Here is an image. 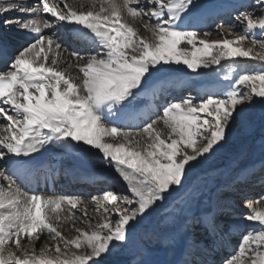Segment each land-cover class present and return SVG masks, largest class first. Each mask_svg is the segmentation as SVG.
Returning <instances> with one entry per match:
<instances>
[{"label": "snow or ice", "instance_id": "snow-or-ice-1", "mask_svg": "<svg viewBox=\"0 0 264 264\" xmlns=\"http://www.w3.org/2000/svg\"><path fill=\"white\" fill-rule=\"evenodd\" d=\"M257 3L259 15L236 16L243 32L225 35L221 25L223 38L217 40L180 29L197 7L194 0H146L147 6L140 0H90L79 8L67 0H39L29 7L24 0L0 7V14L15 10L26 17L17 26L34 37L0 73V103L7 106H0V120L6 121L0 124V161L15 166L21 162L13 157L39 153L45 145L82 142L103 153L130 193L93 197V212L100 217L93 222L81 197L30 193L17 184L15 172L0 170V264H104L101 257L127 240L133 222L183 186L193 162H202L226 141L229 126L244 111L238 106L254 98L264 103V67L240 72L221 95L168 103L140 131L125 130L106 116L119 120L131 110L158 74L170 70L164 65L183 64L196 72L238 58L264 62V40L249 38L257 29L264 35V0ZM125 17L138 21L151 39ZM65 24L87 30L96 45L89 55L70 53L74 63L67 69L74 67L75 76L59 67L62 44L45 34ZM245 206L246 219L260 227L241 237L225 264H264V196ZM78 220L85 227L77 226ZM65 223L74 232L71 238L61 231ZM209 225L215 230L214 220Z\"/></svg>", "mask_w": 264, "mask_h": 264}, {"label": "rangeland", "instance_id": "rangeland-1", "mask_svg": "<svg viewBox=\"0 0 264 264\" xmlns=\"http://www.w3.org/2000/svg\"><path fill=\"white\" fill-rule=\"evenodd\" d=\"M194 2L197 4V7L193 12L198 9L195 13L196 15L208 12L207 9L211 5H225L231 2L240 4L241 7L238 8L241 12L249 11L253 12L254 15H259L257 0H194ZM140 4L147 6L146 0H140ZM237 15H227L224 16L223 19H220L218 23L213 25V30L209 32L212 33L210 37H204L203 33L197 31L200 34V38L217 40L218 38L215 34L219 32L218 29L221 25H223V31L227 33L229 31L243 32V25L236 20ZM196 20L190 22L188 18L185 19L183 29L194 31ZM226 21L228 23H226ZM152 23L155 22L152 21ZM249 38L264 40V35H261L260 30L257 29L255 32L249 33ZM180 47L184 48L186 45L182 44ZM188 47L190 49V46ZM164 67L170 70L159 73L152 87L158 86L164 91L159 97L162 100V106L159 111H157L154 119L162 115L163 107L170 102H178L187 98H192L195 102H199L201 99L206 98L208 94H211L210 92L214 89H217V95H221L231 85L232 80L237 74L242 71H260L262 67H264V62L247 58H238L235 62L221 61V65L199 68L196 72H192L183 64H169L164 65ZM225 75H228L229 79H224ZM184 83H187V87L191 88L193 87L191 85H195L198 89L194 91V87L189 90L183 88L182 91H185L187 94L181 99H176L174 95L180 90L177 86ZM199 91H202V93ZM139 100L141 99H137L135 104H139ZM240 108L246 109L247 115L244 116L243 121H238V119H240L238 118L236 122L231 125L234 127L235 132L232 134L227 133L226 141L222 142V146H217L216 150L208 154L207 158H201L202 162L195 163V167H192L187 173L183 186L172 191L170 195L166 193L165 196L167 199L158 201L157 204L159 206H154L155 211H152L151 214H146V216L138 222L139 227L130 228L127 240L122 244H118L117 247L111 250L110 254L103 256L104 259H107L104 260V263L175 264L183 252L184 237H187L185 243H189L190 241L202 242L209 238V232L207 228L205 229V226L202 227L201 222L203 220L201 217L205 216V213L208 212V216L213 217V220L217 221L215 224H219L223 232L229 223H235L230 224L229 227L235 226L238 230L235 234H231L228 239L230 243H234L235 245L234 252L243 235L253 230H258V228L255 227L256 223L246 222L245 225H241V227H245L237 234L241 228L238 225H240V222H244L249 210V208L245 206L247 202L246 199L255 201L261 196H264V188L259 189L257 193L255 191L250 193L247 192L251 190L250 188H247L244 193L242 191L239 193L235 190L236 193L239 194L238 196L237 194L234 196V193L228 191V188L230 182L238 180L245 172L252 171L259 167L264 160V103L260 101V98H254L252 103H245L244 105L238 106V109ZM158 126L162 127V125ZM141 129L142 128H136L133 129V131L136 132ZM243 147L246 149L242 156H237L235 160V156L238 155V152L242 151ZM87 153L90 154L88 151ZM78 162H80L85 169L91 172L94 171V174L96 173V175L104 177L109 175L110 168L112 169L111 171H115L114 165L103 157L100 159L86 158V162L83 160ZM59 165H62L61 167L68 173H72L70 171L72 169L70 168L75 166L76 162L73 159H69L63 164L60 162ZM107 166L110 168L108 169ZM0 170L5 169L0 167ZM115 173L117 172L115 171ZM120 180L122 179L120 178ZM120 180L117 179V187H114L115 190L109 189L107 191H100L98 193L86 194L85 196L79 197L88 203H93V197H101L105 192L130 195V193H127L125 190L126 185L124 188V184L120 182ZM241 181L243 180L241 179ZM233 184L234 183H232V185ZM119 187L122 189L120 190ZM240 187L246 188L248 186ZM236 188L237 187H235V189ZM176 194L178 195L175 196ZM246 194H249V196ZM241 195L244 196L242 197ZM232 207L234 208L232 211L234 214L232 216L229 214L228 217L225 216L227 215L226 213H228L227 211H231ZM253 207H256V204H253ZM77 215H80L79 211H77ZM88 215L92 218L93 222L100 218L99 215L94 214L93 210H88ZM81 226L85 227L84 224H81ZM69 229L70 232L74 234L72 229ZM41 240H45V237L41 238ZM208 240L209 239H207V241ZM39 246V243H37V247ZM234 252H232V254ZM173 254L177 256L176 259L173 258ZM213 256L216 258V255ZM227 259H217V261L209 263L225 264Z\"/></svg>", "mask_w": 264, "mask_h": 264}, {"label": "bare ground", "instance_id": "bare-ground-1", "mask_svg": "<svg viewBox=\"0 0 264 264\" xmlns=\"http://www.w3.org/2000/svg\"><path fill=\"white\" fill-rule=\"evenodd\" d=\"M23 2L24 0H0V7L9 6V5L14 6L17 4H21ZM38 2L39 0H26L27 6L29 7L37 5ZM67 2L72 7L79 8L81 4L87 5L88 3H90V0H67ZM231 3L225 4V5H211L207 9L208 12L199 14V15L195 14L198 11L197 9L195 12H193V15L188 17V20L190 22L197 19L196 25L193 30L196 32L197 31L201 32V33L210 32L213 30V25L218 23L220 19H223L224 16H227V15L234 16V15L239 14L241 12V10L238 8V7H241L240 4H236L234 2H231ZM231 5H234V6H231ZM35 15L36 14H33V16ZM185 16H187V14H185ZM21 18H26V17H21V14L15 10H10L7 13L0 14V39L4 46L13 47L15 56L19 53V51H21L23 48L27 47L31 43L26 40V36L28 34L30 35V33L27 31L20 30L17 26L16 21ZM48 18L52 19L51 17H48ZM7 19L13 20V23L6 25L4 21ZM125 19H127L128 22L133 25V27H136L139 29V35L144 36L148 39H151V34L145 31L138 21L134 22L131 20L130 17H125ZM227 21L226 23H228ZM184 22L185 20L179 26L181 30H184L183 29ZM76 29H77V26L75 25L65 24L63 26L57 25V27L54 29L45 30V34L47 35L54 34L56 39L62 44L61 58H60V63H59V67L61 69H67V65L69 62L74 63L70 56L71 52L75 51V52L80 53L81 55H89V54H92L94 50L96 49V45L93 42V38H90L91 34L88 33L87 30L81 29L78 32ZM223 33L227 35V32L223 31ZM215 35L217 36L218 39L223 38L220 34V31ZM81 40L85 43H88L89 47H87L86 45L83 46L81 44L82 43ZM67 70L73 76L77 74V70L74 67L67 69ZM77 82L79 83V80H77ZM191 86L196 87L195 85H191ZM177 87H179L180 90L175 95L176 99H181L183 96L187 94L185 93V91L182 92L183 88L187 90L193 88V87L191 88L187 87V83L178 85ZM214 90L212 91H214V93L217 95L218 94L217 89H214ZM163 92L164 91L160 89L158 86L151 88L147 94L138 97V99H141L139 100L140 103L135 104L134 105L135 107H133L131 110L125 113L119 120H116L114 117H110V116H106V120L110 122H114V124L119 125L121 128L125 130L133 131V129L142 128L146 123L150 122L156 117L155 113H157V111H159L160 107L162 106V100L159 97L161 94H163ZM199 92L202 93V91H199ZM3 107H7V106L3 105ZM243 110L244 111L242 115L239 117L240 119H238V121L239 120L243 121L244 116L247 115V112L245 111L246 109H243ZM0 123L5 124L6 121L0 120ZM157 127H161V126L157 125ZM234 132H235L234 127L230 125L227 133L232 134ZM137 139H141V138L138 137ZM142 144H143V140L141 139V146ZM245 149L246 148L243 147L242 151L238 152V155L235 156V160L237 159V156L239 157L242 156ZM87 151L90 152V154H88ZM102 157H103V153H101L99 150L95 148H92L89 145H84L82 142L80 143L71 142L69 147H61L58 144L52 143L49 145H45L44 148L41 149L39 153H35L31 156L18 157V158L13 157V159L19 160L21 162L18 165H15V166L7 165L5 161H0V167L4 168L5 170H8L10 174L12 172H15V176H17L18 179H20V182H17V184L21 185L23 189L29 191L30 193H36L44 197H59L57 195H59L62 192H64V194H67V195L68 193H71V195H78L71 191V189L74 186L71 182L69 184H59L58 183V178L59 176H61V174L58 171V167L60 168L62 166V165H59L60 162L61 164H63L65 161L69 159H73L76 162V165L70 168L72 169L70 170L72 173H68L67 171L63 169V167L61 168L63 169L65 173L73 175L72 177L73 183L76 182L78 179L81 180L83 183H86V182L88 183V181L90 180L89 178L97 179V175L93 173L94 171L91 172L85 169L78 161L83 160L84 162H86V158L100 159ZM193 163L195 164L196 162H193ZM109 168L110 167H108V169ZM111 170L112 169L110 168L109 180H115V179L120 180L119 174ZM241 179L243 181H241ZM120 182L124 184L123 187L126 185L123 180H120ZM232 183L234 184L232 185ZM240 186H248V187L241 188ZM96 187L100 188V186H96ZM110 187L111 189L115 190L113 185H111ZM235 187L237 188L235 189ZM247 188L251 189L247 191L249 193L252 191H255L257 193L259 189L264 188V160L262 161V164L259 167L255 168L252 171L245 172L243 175H241V178L239 177L238 180H233L232 182H230L228 191H232L234 193L233 195L235 196V194H237L235 190H237V192L239 193L241 191L244 193V191H246ZM95 190H96L95 187H90L88 189V191H90L91 194H94ZM178 194H176L175 196H177ZM238 195L239 194H237V196ZM246 195L249 196V194H246ZM241 196L243 197L244 195H241ZM246 200L247 202L251 201L250 199H246ZM85 203L87 204L89 211L93 210L96 207L94 203H88L86 201ZM256 207H259V206L256 205ZM233 210L234 208L232 207L231 211H227L228 213H226L227 215L225 216L228 217L229 214L232 216L234 214V212H232ZM208 214L209 212L205 213V216H203L204 218L201 217L203 219L201 222H202V227L205 226V229L207 228L209 232V238H207L209 240L207 241L206 239L205 241H202V242H191L190 241L189 243H185L187 237H184L183 239L185 241H183V252L181 253V256L179 257V259H177V262L175 264H190V263L191 264H210L212 261H217V259L218 260L227 259L228 257H230L229 255H231L232 252H234L235 245L234 243H230L228 239L230 238L231 234H235L236 231L238 230L235 226L229 227L230 224H235V223H229L226 226L227 230L225 229L224 232L222 231L221 226L219 224L218 225L216 224V228L215 230H213L209 225V221H212L213 217H209ZM248 214H249V210L247 212V215ZM99 219L100 218H98L94 222H99ZM206 221L208 222V224ZM246 222L255 223V222L248 221L247 219H245L244 222L242 223L240 222L239 223L240 225L238 226L241 227V225L242 224L245 225ZM133 223H134V226H130L129 229L130 228L133 229V227L135 228L139 227L138 223H135V222ZM215 223H217V221H215ZM81 224L82 223H80L78 220L77 226L82 227ZM243 227L240 228L237 234L241 232V229ZM255 227L259 228L260 226L256 224ZM69 228H71L70 224L65 223L61 226V231L66 237L71 238L74 234L70 232ZM220 230L222 231V233ZM44 237L45 236H41V238H44ZM213 255H216V258ZM176 257L177 256L173 254V258L176 259ZM101 259L107 260V259H104L103 256L101 257ZM104 264H114V263L107 262Z\"/></svg>", "mask_w": 264, "mask_h": 264}]
</instances>
